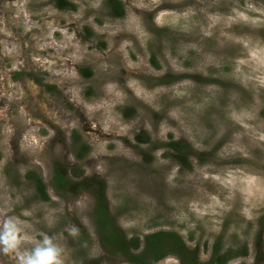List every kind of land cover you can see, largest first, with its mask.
<instances>
[{"label": "rangeland", "instance_id": "374dc122", "mask_svg": "<svg viewBox=\"0 0 264 264\" xmlns=\"http://www.w3.org/2000/svg\"><path fill=\"white\" fill-rule=\"evenodd\" d=\"M65 1L0 0V207L71 264H264V0Z\"/></svg>", "mask_w": 264, "mask_h": 264}, {"label": "clouds", "instance_id": "9594fccd", "mask_svg": "<svg viewBox=\"0 0 264 264\" xmlns=\"http://www.w3.org/2000/svg\"><path fill=\"white\" fill-rule=\"evenodd\" d=\"M112 87L108 85L109 90ZM119 131L122 133L124 129ZM39 223L41 221L35 218L33 211L22 210L15 214L12 204L5 201L0 207V253L10 254L15 264H71L68 252L58 242V235L37 228ZM43 223L47 229L54 227V222L47 216ZM65 231L74 236L77 229L71 227Z\"/></svg>", "mask_w": 264, "mask_h": 264}, {"label": "trees", "instance_id": "16d2710c", "mask_svg": "<svg viewBox=\"0 0 264 264\" xmlns=\"http://www.w3.org/2000/svg\"><path fill=\"white\" fill-rule=\"evenodd\" d=\"M106 4L109 6L110 14L113 17H122L124 15V7L122 6L120 0H106ZM67 6H68V4L66 3L65 0H57V2H56V7L59 8V9L67 8ZM86 72L87 73H82L83 76L84 77H89L90 74H91L90 71L87 70ZM137 138H139V137H137ZM170 144H171V146H175L176 145V143H170ZM30 174L31 173H28L27 174V178L28 179L30 177ZM63 178L64 177L60 173L57 172V176L55 177V182L57 184L62 185V184H64L63 183L64 181H62V180H64ZM32 179L33 180H37V182L35 183V187H36V189L38 188L37 190H38V192H39V194L41 196L40 198L42 200L47 199V194H46V190H45V186H44L43 182L40 179H38V177L36 179L35 178H32ZM59 181H61V183ZM97 198H98V201H97V204H96V208L94 210V213L99 216L98 222L102 226V219L101 218L105 214L104 213V210L101 209L102 208V206H101L102 205V203H101L102 196H98ZM102 227H104V225ZM164 235L165 234L162 233V232H157V233H153L151 235H148L146 237V240L148 241L147 242V245H146L147 249L148 250H150V249H156V250H158L154 254L155 261H157L158 259H161L163 257V254L164 253L161 251V243H160L161 242V239H159V238H161ZM170 235H171V237L173 239H176L177 243H181L180 238L176 234H173V233L171 234L170 233ZM132 243H134V246L137 245V242L134 241V240L132 241ZM181 249L182 250H184V249L187 250V248H185V246L182 243H181ZM225 255L226 254H224V255L223 254L222 255L221 254H218L217 253V250H214L213 256L210 259V263H212V264H224V262L226 260ZM97 264H99V263L97 262Z\"/></svg>", "mask_w": 264, "mask_h": 264}]
</instances>
